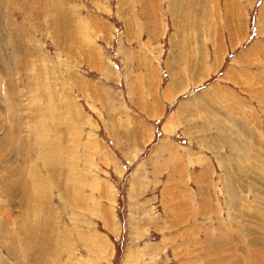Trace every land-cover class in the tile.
Returning <instances> with one entry per match:
<instances>
[{"label":"rangeland","instance_id":"374dc122","mask_svg":"<svg viewBox=\"0 0 264 264\" xmlns=\"http://www.w3.org/2000/svg\"><path fill=\"white\" fill-rule=\"evenodd\" d=\"M15 1L0 264H264V0Z\"/></svg>","mask_w":264,"mask_h":264},{"label":"bare ground","instance_id":"6f19581e","mask_svg":"<svg viewBox=\"0 0 264 264\" xmlns=\"http://www.w3.org/2000/svg\"><path fill=\"white\" fill-rule=\"evenodd\" d=\"M12 1H13V0H12ZM3 2H4V0H0V5H1ZM14 2H17V1L14 0ZM5 3H6V1H5ZM5 3H3V5H4ZM3 5H2V6H3ZM0 9H1V6H0ZM0 16L2 17V15H0ZM0 20H1V19H0ZM52 23H53V22H52ZM1 24H2V22H1ZM1 24H0V48H1L3 45H5V43H3V40H4V39H3V35H4L3 32H4V31L2 30V26H3V25L1 26ZM49 24H50V23H49ZM53 25H54V23H53ZM4 26H5V25H4ZM49 27H50V26H49ZM3 28H5V27H3ZM14 42H16V41H14ZM14 42H13V43H14ZM14 44H15V43H14ZM2 48H3V47H2ZM2 48H1V49H2ZM14 48H15V47H14ZM0 51H1V50H0ZM5 55H6V54H5ZM17 55H18V54H17ZM0 59H1V54H0ZM3 59H4V58H3ZM4 67H5V66H4ZM8 90H9V89H8ZM0 93H1V92H0ZM0 98H1V97H0ZM1 100H2V99H1ZM1 104H2V103H1ZM1 111H2V110H1ZM1 111H0V112H1ZM2 113H3V112H2ZM0 123H1V122H0ZM1 124H2V123H1ZM3 127H4V126H3ZM13 135H14V134H13ZM2 142H3V140H2ZM11 142H12V140H11ZM3 144H4V143H3ZM3 144H2V145H3ZM2 145H0V146H1L0 149H1V148H4V147H2ZM7 145H8L7 143H5V145H3V146H5V148L10 149V150L6 149V152H9V151L12 152L11 147L13 146V143H12V146H11L10 148H9L10 145H8V146H7ZM12 149H13V148H12ZM15 150H16V149H15ZM6 152H5V153H6ZM11 154H12V153H11ZM11 154H10V155H11ZM5 155H6V156L9 155V153H8V154H5ZM2 158H3V157H2ZM9 159H12V155L10 156ZM9 159H7V157H4V158H3V161H4L3 164H4L6 167H7L8 165L10 166V164H8V161L10 162ZM13 161H14V160H13ZM13 161L11 160V164H12ZM12 165H13V164H12ZM12 165H11V166H12ZM13 167H14V166H13ZM206 168H207V167H206ZM3 170H4V169H3ZM13 170H16V173H18V175H19V170H18V168L15 167V169H13ZM13 170L10 171L9 168H7V170H6V171H7L6 176H8V177H5L6 180H7V182L10 180L11 177H15V175H17V174L15 173V175L13 176V172H12ZM14 172H15V171H14ZM4 175H5V174H4ZM18 175H17V176H18ZM5 178H4V179H5ZM15 178H16V177H15ZM17 179H18V177H17ZM203 179H204V178H203ZM11 180H12V179H11ZM11 180H10V182H11ZM205 180H206V179H205ZM3 182H5V181H3ZM12 182H13V181H12ZM15 183H18V182H16L15 179H14V184H15ZM8 184H9V183H8ZM11 184H12V183H10V186H9L10 188L8 187V189H9L8 191H9V196H10V197H11V195L14 194V192H15V194H17L16 191H14L16 188L13 190V188H14V184H12L13 187L11 186ZM19 184H20V182H19ZM19 184H18V185H19ZM4 185H5V184H4ZM15 185H16V184H15ZM4 188H7V187H4ZM20 188H21V187H20ZM18 189H19V188H18ZM5 191H6V190H5ZM230 191H231V190H230ZM5 193H6V192H5ZM10 194H11V195H10ZM7 195H8V193H7ZM224 235H225V234H224ZM225 236H226V235H225ZM223 237H224V236H223ZM221 238H222V237H221ZM226 239H227V238H226ZM224 240H225V239H224ZM228 242H229V239H228ZM244 264H245V263H244Z\"/></svg>","mask_w":264,"mask_h":264},{"label":"crops","instance_id":"0c3cea01","mask_svg":"<svg viewBox=\"0 0 264 264\" xmlns=\"http://www.w3.org/2000/svg\"><path fill=\"white\" fill-rule=\"evenodd\" d=\"M157 103H159V105H160V107H159V108H161V106H163V105H162V103H161V100H158V101H156V102H155V104L158 106V104H157ZM159 108H158V110H159ZM162 108H163V107H162ZM157 114H158V113H157Z\"/></svg>","mask_w":264,"mask_h":264}]
</instances>
